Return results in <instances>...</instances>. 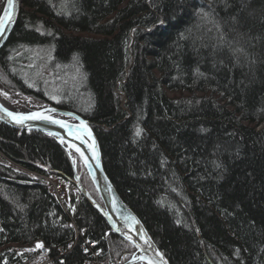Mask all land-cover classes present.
Returning a JSON list of instances; mask_svg holds the SVG:
<instances>
[{"label":"trees","instance_id":"16d2710c","mask_svg":"<svg viewBox=\"0 0 264 264\" xmlns=\"http://www.w3.org/2000/svg\"><path fill=\"white\" fill-rule=\"evenodd\" d=\"M45 70L77 76L78 92L50 100ZM0 80L90 121L107 176L169 264H264V0H23ZM0 156V264L37 238L53 254L70 219L108 264L133 253L73 194L55 136L0 121ZM41 174L67 185L68 203ZM80 242L66 264L89 257Z\"/></svg>","mask_w":264,"mask_h":264},{"label":"water","instance_id":"95a60500","mask_svg":"<svg viewBox=\"0 0 264 264\" xmlns=\"http://www.w3.org/2000/svg\"><path fill=\"white\" fill-rule=\"evenodd\" d=\"M7 3L8 0L3 1L0 17H3ZM13 3L14 7L9 9L11 19L4 18V22L0 24V48L16 23L23 0H13ZM32 114H36L38 118H28ZM0 121L17 129L36 130L53 135L68 151L75 154L85 167L101 203L93 199L80 184L82 194L102 214L109 230L134 248L132 255L119 264H169L139 216L126 204L107 176L98 137L87 118L54 104L29 109L15 108L8 105L0 95Z\"/></svg>","mask_w":264,"mask_h":264},{"label":"rangeland","instance_id":"374dc122","mask_svg":"<svg viewBox=\"0 0 264 264\" xmlns=\"http://www.w3.org/2000/svg\"><path fill=\"white\" fill-rule=\"evenodd\" d=\"M43 72H45V74H46L45 79L43 81V84L46 85L47 90L49 89L50 93L52 94L50 100L54 99L55 92L58 91L59 89H62V90L64 89V91L68 93L69 97L74 96L75 93L78 92V89L80 87V82H79V78L77 76L74 75L71 79H69V81L67 80L66 83L64 84V83L61 82L62 79L60 80L58 77L51 75L48 70H45ZM167 93L169 95H179L180 93H187V91H181L180 92V91L167 90ZM0 95L3 98H5L6 100H8L9 102L15 104L17 107H21L26 101L29 103V105H31L33 107H40L42 105L52 104L50 100L47 101V102H41V101H38L35 98H33L32 96H29L27 94L26 95H21L17 91L11 89L2 80H0ZM263 124L264 123L259 124L258 127L262 126ZM0 160L1 161L3 160L1 158V156H0ZM76 160H79V159L76 158ZM16 167L17 168H21V167H19L17 165H16ZM74 190H76L75 191L76 193L77 192L81 193V190L78 187H75ZM86 191H87V189H86ZM76 193L73 192V194H76ZM69 221H68V223H69ZM73 225H74V223H73ZM79 231H82V230H79ZM106 233H107V231H106ZM34 255L35 254H33L32 256H34Z\"/></svg>","mask_w":264,"mask_h":264},{"label":"bare ground","instance_id":"6f19581e","mask_svg":"<svg viewBox=\"0 0 264 264\" xmlns=\"http://www.w3.org/2000/svg\"><path fill=\"white\" fill-rule=\"evenodd\" d=\"M3 1L4 0H0V9H1V6H2V4H3ZM23 5V4H22ZM22 8V7H21ZM4 99V101L8 104V105H10V106H12V107H15V108H23V109H29V108H31V107H33V106H31V105H29V103L26 101L21 107H17L15 104H13V103H11V102H9L8 100H6L5 98H3ZM64 109H66V108H64ZM68 110H70V109H68ZM73 111V110H72ZM82 116V115H81ZM68 151V150H67ZM70 154H71V156H72V174H73V178H74V182L75 183H73L72 184V186H71V190H72V192H74V193H76L75 191L76 190H74L75 189V187H80V178H79V176H78V173H77V169H76V165H75V163H74V159L73 158H77L76 156H75V154H73V152H71V151H68ZM3 161V160H2ZM82 164V163H81ZM83 165V164H82ZM85 168V167H84ZM86 170V169H85ZM87 172V171H86ZM88 174V173H87ZM41 176L43 177V179L45 180V182H46V184H47V188H48V191L51 193V194H53L55 197H56V199L59 201V202H61V203H68V198H69V190H68V187H67V185L62 181V180H59V179H56V177H54L53 175H51V174H41ZM89 176V175H88ZM77 179V180H76ZM54 184H61L63 187H64V189H65V192H66V198H64V199H59L58 198V196L51 190L52 189V187H53V185ZM80 189V188H79ZM79 192H77L76 194H78ZM81 194H82V192H81ZM83 195V194H82ZM84 196V195H83ZM93 198V197H92ZM94 199V198H93ZM96 200V199H95ZM99 200H100V198H99ZM96 201H98V200H96ZM99 203H101V201H98ZM70 224V223H69ZM70 225H72L74 228H75V225H73V224H70ZM76 229H77V227H76ZM76 229H74V237H73V240H75V242L76 241H81L80 242V244H81V247H82V249H83V251H84V247H83V242H82V240H81V238L77 235V232H76ZM110 231V230H109ZM108 232V231H107ZM84 239H86L85 237H83ZM38 239V238H37ZM123 239V238H122ZM36 239H34V240H32L28 245H26V246H24L23 248H22V250H19V252H25L26 254H28V257H33L32 255L33 254H35L36 255V253L37 252H35V251H32L33 250V247H34V241H35ZM156 243V242H155ZM93 244H95L94 243V241H93ZM73 247V246H72ZM71 247V248H72ZM95 247V245L91 248V250L90 251H88V252H85V253H88L89 254V257H87L86 259H84L80 264H84V262H86V261H88V260H94V261H98V263L99 264H108V261H107V259H104V258H100V256H99V249L98 248H94ZM70 248V249H71ZM92 251H96V255H97V257H94V258H91V257H93V254H92ZM55 254H56V252H55ZM66 254V253H65ZM64 254V255H65ZM34 255V256H35ZM132 255V254H131ZM130 255V256H131ZM88 256V255H87ZM129 256V257H130ZM22 257V258H21ZM28 257H24V256H20L18 259H15L14 261H16V260H18L19 261V263H21L22 262V260L23 259H26V258H28ZM128 259V258H127ZM126 259V260H127ZM14 261L11 263V264H14ZM94 261H92V262H94ZM125 261V260H124ZM123 261V262H124ZM3 263H4V261H3ZM122 263V262H121ZM61 264H66L65 263V261H64V258H63V262L61 263ZM119 264V263H118Z\"/></svg>","mask_w":264,"mask_h":264},{"label":"built area","instance_id":"2783aa9c","mask_svg":"<svg viewBox=\"0 0 264 264\" xmlns=\"http://www.w3.org/2000/svg\"><path fill=\"white\" fill-rule=\"evenodd\" d=\"M59 199L66 198V192L64 187L61 184H54L51 189ZM70 224H73V221L70 219ZM76 229V227H75ZM77 235L82 236L84 230L79 231L76 229ZM83 247L84 251L88 252L91 250V248L95 245L93 244V240L84 239L82 237ZM37 244H40V247H37ZM75 240L70 239L65 245H60L56 248V254L55 252L53 254L50 253L46 243L43 239L38 238L34 241V247L32 251L37 252L35 256L28 257L26 259H23L21 263H19L18 260L14 261V264H61L63 262V256L65 253H67L72 246H74ZM93 257H97L96 251H92ZM94 261V260H92ZM91 260H88L84 262V264H99L98 261L92 262Z\"/></svg>","mask_w":264,"mask_h":264},{"label":"snow or ice","instance_id":"6c2138e0","mask_svg":"<svg viewBox=\"0 0 264 264\" xmlns=\"http://www.w3.org/2000/svg\"><path fill=\"white\" fill-rule=\"evenodd\" d=\"M12 7H14L13 0H8L7 7H5L4 8V11H3V17H0V24H2L4 22V18L11 19V13H10L9 9H11ZM5 111H7V110L5 109ZM8 115L11 116L13 114L12 113H8ZM28 118H30V119H36L38 117H37L36 114H32ZM21 119H23V117H21ZM55 122L59 123V121H55ZM137 135H139V130L137 131ZM40 246H41L40 244H37V247H40Z\"/></svg>","mask_w":264,"mask_h":264}]
</instances>
